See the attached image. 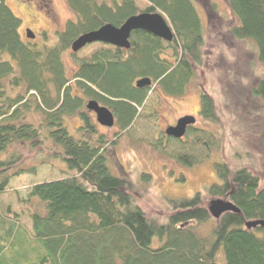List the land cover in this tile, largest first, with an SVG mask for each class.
I'll return each mask as SVG.
<instances>
[{
  "label": "trees",
  "instance_id": "trees-1",
  "mask_svg": "<svg viewBox=\"0 0 264 264\" xmlns=\"http://www.w3.org/2000/svg\"><path fill=\"white\" fill-rule=\"evenodd\" d=\"M143 1L148 5L143 12L166 18L171 42L134 31L128 49L106 45L68 70L63 54L71 44L139 14L134 0H66L71 17L55 32L51 46L45 31L40 46L23 39L21 20L0 0V264H264V226H244L264 221V185L248 168L215 162L217 180L205 194L163 196L161 214L148 213L132 182L108 165V147L136 125L149 92L183 96L203 63L205 27L196 0ZM226 2L236 22L231 36L253 41L257 61L264 65V0ZM212 14L217 15L215 7ZM165 51L172 55L165 57ZM146 78L150 86H137ZM249 96L264 104V77L251 86ZM89 100L113 113L119 131L115 140L97 132L86 109ZM198 115L218 122L215 104L203 92ZM70 116L82 122L77 137L65 126ZM196 131L188 130L187 137L195 138ZM202 147L209 157L210 144ZM177 160L187 167L197 164L189 155ZM55 163L66 177L30 188L24 200L14 192L13 204L4 202L12 180L34 177L39 166ZM141 179L148 185L151 176L142 173ZM209 199L229 201L240 213L214 219L207 210ZM209 222L214 225L208 235H200L195 227Z\"/></svg>",
  "mask_w": 264,
  "mask_h": 264
},
{
  "label": "rangeland",
  "instance_id": "rangeland-1",
  "mask_svg": "<svg viewBox=\"0 0 264 264\" xmlns=\"http://www.w3.org/2000/svg\"><path fill=\"white\" fill-rule=\"evenodd\" d=\"M5 1L21 20L19 32L22 38L27 39L26 31H31L35 35L34 42L39 46L45 42L42 31L47 32L46 44L51 46L55 42V32L61 31L71 17L66 0ZM134 2L140 12L148 6L143 0ZM196 6L205 27L203 63L195 69V77L184 95L170 97L159 89L152 90L138 110L136 125L128 134L117 139L119 131L116 125L112 128L102 127L91 116L98 133L105 134L109 141L116 139V143L107 150L110 169L132 182L134 195L148 213L155 212L152 210L155 209L162 214L164 206L159 199L163 196L191 197L196 192L205 194V188L217 180L215 162L246 167L264 185V139L261 136L264 133V104L253 102L249 96L251 86L264 77V65L257 61L253 41L236 40L231 36L230 29L236 22L226 0H196ZM214 7L217 15H210ZM102 48L108 47L94 43L74 55L68 50L63 54V61L70 70ZM171 55V51L164 53L165 57ZM202 92L210 96L215 104L216 124L198 115ZM184 115L197 118L196 127L207 132L202 134L196 131L198 134L195 138L190 136L181 142L175 138L173 142L168 141L163 129ZM81 123L77 116L65 118V126L76 137ZM205 141L210 144L209 157L202 147ZM179 155L192 156L197 164L193 167L183 166L177 160ZM60 169L63 168L57 163L55 167L43 165L39 166V172L34 177L26 175L12 180L8 188L12 194L4 197V202L13 204L14 192L20 200H24L30 188L45 186L56 178L66 177ZM142 173L151 176L148 185L142 182ZM181 176L184 181L180 180ZM211 200H207V203ZM31 204L39 209L35 201ZM22 225L28 228L26 221H22ZM213 225L214 222H209L195 229L200 235H208ZM14 235L16 240H21L17 230ZM27 257L33 259V253H27Z\"/></svg>",
  "mask_w": 264,
  "mask_h": 264
},
{
  "label": "water",
  "instance_id": "water-1",
  "mask_svg": "<svg viewBox=\"0 0 264 264\" xmlns=\"http://www.w3.org/2000/svg\"><path fill=\"white\" fill-rule=\"evenodd\" d=\"M134 31H144L153 35L165 42H171L173 39V32L170 24L166 18L159 12L148 13L140 12L128 18L120 27H115L106 24L98 30L88 32L79 36L71 44V52L78 53L80 50L88 45L94 43H101L119 49H128L130 47L131 34ZM26 38L34 40L35 35L31 31H26ZM149 79H142L137 82V86H150ZM86 109L95 115V121L98 125L105 128H112L115 124L113 113L106 107L100 106L98 102L90 100L86 103ZM196 119L192 116H184L180 118L176 126L168 127L165 134L168 137L180 139L184 136L186 128L194 125ZM208 212L214 219H218L226 212H233L239 214V209L231 202L222 199H213L209 202ZM246 229L256 228L257 226H264V221H248L244 223Z\"/></svg>",
  "mask_w": 264,
  "mask_h": 264
},
{
  "label": "flooded vegetation",
  "instance_id": "flooded-vegetation-1",
  "mask_svg": "<svg viewBox=\"0 0 264 264\" xmlns=\"http://www.w3.org/2000/svg\"><path fill=\"white\" fill-rule=\"evenodd\" d=\"M90 101V100H89ZM100 106H102L101 104H99ZM87 112H88V114L90 115V116H94L95 117V115H94V113L93 112H91V111H88L87 110ZM185 116V115H184ZM184 116H181L180 118H182V117H184ZM200 117V116H199ZM180 118H178L176 121H175V123L174 124H172V125H168L167 127H165L164 129H163V132L165 133V130L168 128V127H174V126H176V123H177V121L180 119ZM196 119V121H195V123H194V125H192V126H188L187 128H186V132H185V134H184V136L182 137V138H180V139H178V140H180V141H183L186 137H187V132H188V130H194V131H196V130H198V129H200V128H197L196 127V124H197V118H195ZM166 136V135H165Z\"/></svg>",
  "mask_w": 264,
  "mask_h": 264
}]
</instances>
